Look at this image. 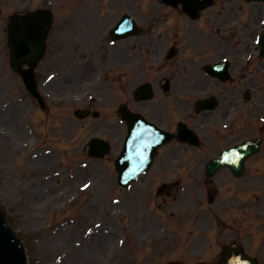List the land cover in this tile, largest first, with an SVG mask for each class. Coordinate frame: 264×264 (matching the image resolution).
<instances>
[{
    "label": "rangeland",
    "instance_id": "obj_1",
    "mask_svg": "<svg viewBox=\"0 0 264 264\" xmlns=\"http://www.w3.org/2000/svg\"><path fill=\"white\" fill-rule=\"evenodd\" d=\"M85 1L0 0V203L25 238L31 264H163L175 259L218 264L222 247L237 237L264 264L261 157L249 163L244 181L222 175L210 182L199 178L203 165L187 164L169 180L160 179L156 168L129 190L118 187L110 163L89 157L88 141L106 137L110 105L104 84L94 85L91 95H82L87 84L77 93L73 64L84 49L94 50L97 36L115 25L131 3L106 7L101 10L106 19L97 23ZM148 1L132 2L145 23ZM38 8L50 9L55 18L48 56L38 70L47 110L29 97L9 68L6 47L10 15ZM97 58L92 76L102 74ZM87 105L101 117H74ZM186 166H196L195 177L184 174ZM162 182L174 183L172 196L158 194Z\"/></svg>",
    "mask_w": 264,
    "mask_h": 264
},
{
    "label": "flooded vegetation",
    "instance_id": "obj_2",
    "mask_svg": "<svg viewBox=\"0 0 264 264\" xmlns=\"http://www.w3.org/2000/svg\"><path fill=\"white\" fill-rule=\"evenodd\" d=\"M157 1L141 35L102 49L107 101L119 113L108 136L121 139L131 113L172 135L193 129L201 139L196 164L250 139L261 141L264 163V1ZM82 66L89 69L79 86L92 78ZM183 144L175 138L158 153L163 173L169 163L192 162Z\"/></svg>",
    "mask_w": 264,
    "mask_h": 264
},
{
    "label": "water",
    "instance_id": "obj_3",
    "mask_svg": "<svg viewBox=\"0 0 264 264\" xmlns=\"http://www.w3.org/2000/svg\"><path fill=\"white\" fill-rule=\"evenodd\" d=\"M36 18L37 15H35ZM42 16H40L41 18ZM32 17L23 18L21 20H30ZM43 27H36L33 23L28 24V32L24 29V26L19 30L16 28V31H12L11 35L15 36L16 39L13 41L12 48H13V66L18 72L23 76L22 78L27 84V88L33 91L36 94V88L34 86V77H30L31 73L27 71H22L19 66L23 61H26L30 65H34L36 61L39 59V55H41L42 49H40L41 44L44 39L45 29L47 25L49 26L48 22H44L41 18ZM29 22V21H28ZM20 25H24V21H21ZM30 38L27 39V38ZM99 145V144H98ZM153 150L156 149V145L151 146ZM104 150H102L103 152ZM102 154V153H101ZM126 164V161H124ZM144 164L138 163L136 166ZM147 164L145 163L144 166ZM131 181L129 179L126 183ZM6 212L0 208V264H27V256L25 252V247L23 242L17 232L8 224V217ZM227 259L226 264H256V262L243 255V253L237 247H230L227 249ZM168 264H183L181 262H170Z\"/></svg>",
    "mask_w": 264,
    "mask_h": 264
}]
</instances>
